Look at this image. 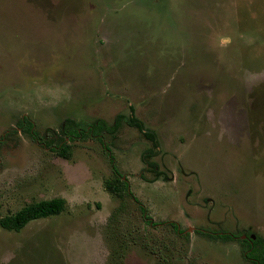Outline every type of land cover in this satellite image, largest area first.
Masks as SVG:
<instances>
[{
  "label": "rangeland",
  "instance_id": "obj_1",
  "mask_svg": "<svg viewBox=\"0 0 264 264\" xmlns=\"http://www.w3.org/2000/svg\"><path fill=\"white\" fill-rule=\"evenodd\" d=\"M23 117L38 140L0 142V219L65 209L0 227V264H253L239 241L264 238V0H0V140ZM116 119L68 158L44 144L66 120Z\"/></svg>",
  "mask_w": 264,
  "mask_h": 264
},
{
  "label": "trees",
  "instance_id": "obj_2",
  "mask_svg": "<svg viewBox=\"0 0 264 264\" xmlns=\"http://www.w3.org/2000/svg\"><path fill=\"white\" fill-rule=\"evenodd\" d=\"M123 119L129 126L136 128L138 131L142 132L149 141L152 143V148L156 149L158 143L155 140V137L152 135L151 132H145V128L141 122L137 119L133 118V115H130V118H120ZM119 119V120H120ZM115 120L113 125L109 126L102 120H97L92 125H86L83 122L77 123L71 120H66L62 127L60 128L59 134L56 132H51V139L48 141V132L44 135L45 145L50 148L53 152H57L62 154L63 157L68 158L69 148H68V141H72L74 139H86V138H96L103 144L102 141V134H114L116 131L117 126L119 125L120 121ZM34 124L33 122L27 118L23 117L18 120L15 130L11 129L7 134L3 136L0 142L9 134L14 133L16 131H20L26 133L32 140L35 142L38 140V137L35 135L34 131ZM107 147V146H106ZM105 147V148H106ZM108 151V150H107ZM151 150L146 151L145 155H150ZM146 159V157H145ZM146 161V160H145ZM110 162L113 163V159H110ZM146 166H149V162H145ZM113 170L115 175L117 176L118 172H116V168L113 165ZM117 178V177H116ZM106 189L107 191L114 195L120 196L122 192H128V184L124 182H118L116 179L113 182H106ZM127 194V193H126ZM130 196V194H127ZM131 197V196H130ZM137 202V200H135ZM140 210L143 211L142 214H145L144 208L139 204ZM65 209V201L61 198H54L50 200H42L38 202L31 203L16 213L6 216L0 219V227L7 231H14L19 232L21 231L29 222L59 215ZM173 228L177 230V226L173 225ZM213 235V234H210ZM219 237H228L232 238L226 234H216ZM246 240H240V244L243 250V257L247 261H250L253 264H264V238L257 237L253 240L250 236H246Z\"/></svg>",
  "mask_w": 264,
  "mask_h": 264
},
{
  "label": "water",
  "instance_id": "obj_3",
  "mask_svg": "<svg viewBox=\"0 0 264 264\" xmlns=\"http://www.w3.org/2000/svg\"><path fill=\"white\" fill-rule=\"evenodd\" d=\"M188 231H190V229ZM242 238H244V237H242Z\"/></svg>",
  "mask_w": 264,
  "mask_h": 264
}]
</instances>
